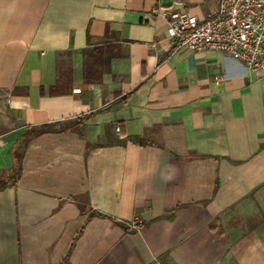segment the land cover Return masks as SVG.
<instances>
[{
    "label": "crops",
    "instance_id": "1",
    "mask_svg": "<svg viewBox=\"0 0 264 264\" xmlns=\"http://www.w3.org/2000/svg\"><path fill=\"white\" fill-rule=\"evenodd\" d=\"M155 5L219 0H0V264H264V70Z\"/></svg>",
    "mask_w": 264,
    "mask_h": 264
},
{
    "label": "built area",
    "instance_id": "2",
    "mask_svg": "<svg viewBox=\"0 0 264 264\" xmlns=\"http://www.w3.org/2000/svg\"><path fill=\"white\" fill-rule=\"evenodd\" d=\"M176 5L151 8L153 15L167 19L173 49L214 48L252 70H264V0H219L218 9L204 19ZM142 224L140 219L133 222L135 227Z\"/></svg>",
    "mask_w": 264,
    "mask_h": 264
},
{
    "label": "trees",
    "instance_id": "3",
    "mask_svg": "<svg viewBox=\"0 0 264 264\" xmlns=\"http://www.w3.org/2000/svg\"><path fill=\"white\" fill-rule=\"evenodd\" d=\"M83 52L86 55L84 60V68H83L84 78L87 81L94 82L95 80L100 79L102 74L108 69L107 65L109 64V61L107 59H104V57L101 54L100 48L97 46L92 49H88V50L85 49ZM58 70H59V75L52 88L51 91L52 93L67 92L66 86H69V84L73 80L72 79L73 70L70 64L67 67H64L63 69H61L60 67L58 68ZM58 88H62L63 90L61 89L57 90ZM49 129L50 128H42L34 131V134H39ZM20 169H21V160L18 165V171H20Z\"/></svg>",
    "mask_w": 264,
    "mask_h": 264
}]
</instances>
